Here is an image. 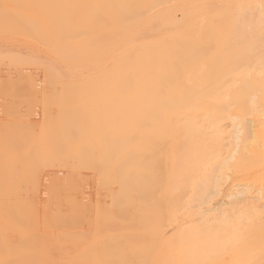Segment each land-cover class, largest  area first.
Returning <instances> with one entry per match:
<instances>
[{"label": "bare ground", "instance_id": "1", "mask_svg": "<svg viewBox=\"0 0 264 264\" xmlns=\"http://www.w3.org/2000/svg\"><path fill=\"white\" fill-rule=\"evenodd\" d=\"M145 1L0 0L6 43L18 37L30 48L42 44L73 72L86 73L71 130L64 113L66 125L55 131L61 134L0 141L7 160V150L29 146L11 159L18 166H0V226L12 232L0 242V264H43L33 249H47L45 238L35 234L32 240L43 239L37 246L21 240L22 216L59 208L77 215L85 206L84 196L64 194L40 209L43 171L31 162L51 143L76 160L72 177H80V164L99 160L92 173L110 183L120 231L110 234L109 247L96 246L94 264H264V0H179L180 18L167 9L169 31L150 38L162 15L144 18ZM117 48L122 53L114 57ZM24 173L36 191L31 197L14 181ZM99 222L104 228L111 218L104 213ZM169 225L175 230L166 236Z\"/></svg>", "mask_w": 264, "mask_h": 264}, {"label": "rangeland", "instance_id": "2", "mask_svg": "<svg viewBox=\"0 0 264 264\" xmlns=\"http://www.w3.org/2000/svg\"><path fill=\"white\" fill-rule=\"evenodd\" d=\"M205 2L212 4V3H216L217 0H205ZM192 6L193 4H190L189 8L193 9ZM140 9L143 12L144 18L151 19L153 18V16H157V14L162 15L158 19L154 20V23L152 24L149 30L150 33L147 34L149 38L159 36V34L162 33L163 31H167V32L169 31L170 27L169 26L165 27L163 25V23L166 21V16L164 15L167 9L171 10L172 16L176 18H180L181 16L179 0H146ZM163 28L164 30H162ZM1 31L3 32L4 30ZM1 31H0V141H2V139L5 140L4 139L5 137H8L7 138L8 140H12L14 142V138H17V140H19L21 138H24L25 136H32V137L34 136L35 138L38 137L40 138L44 134L48 135L49 133L61 134V133H55V131L56 129L59 130V128H61L60 125H64V126L66 125L65 123H63V118L61 117V115L64 113L66 114L67 117V119H65L67 121V127H68L67 130H71V127L69 125V123L72 121L71 118L76 114L77 106L83 103L82 101L79 100L81 97V95L79 96V93L85 92L82 83L84 82V79L86 80V73L83 71L73 72L70 69V67L66 65L65 61L62 58L59 57L57 58V56L54 57L52 55L49 56V54L44 50V45L42 44H37L38 46L35 44L37 46L36 49H34V47L30 48L29 46L30 44H25L21 42V40L18 37H16L15 43L8 44L4 41L3 38L4 36H6V34L3 33L1 34ZM73 32L78 33V29H73ZM121 53H122V49L117 48L115 50L114 57L119 56ZM46 54L49 58L46 56ZM36 59L39 62L42 61V63L35 61ZM31 74H33L34 79L32 78ZM53 78H55V80ZM31 79L33 80L31 81ZM42 82L44 85L42 84ZM46 82L47 83L49 82L50 84L48 83L47 86ZM88 103L89 102L87 100V104ZM96 105L101 106V100H97ZM52 120L55 123H52ZM46 125L48 126L46 127ZM11 134H15V135L12 136ZM51 144L52 145L49 148L47 147L43 148V154H44L43 157L40 156L37 160L31 162L33 166H36L37 168L39 167L38 173L39 171L41 172L43 171L42 175H40L41 177L38 183L39 188L37 190L38 191L37 197L38 200H40L39 205L42 206L40 207V209L41 210L44 209L47 200L50 201L51 199V201L55 200L56 202L63 199L65 195L66 197L72 198L73 196H75V194L77 198H79L81 195L84 196L86 203L83 204H85V206L81 207L82 209L80 208L81 211L77 215L75 214L77 210H75L74 208H70V210L66 211L65 213L63 212L65 210L59 208L57 209V211H54L51 215L50 213L46 214L43 213L42 211L41 212L42 214L38 219L31 218L29 217V215L26 216L24 215L22 216L21 219L23 220V225H25V230H23V232L21 231L20 235L18 234V237H20L21 240L22 239L25 241L28 240V242L31 241L32 245L34 246H37L36 245L37 242L40 243L42 242L40 240H43L42 238L40 240L38 239L32 240L34 239L33 236H35V234H38L40 236H43V238H45L44 242L45 244H47V249H43L41 252H38L39 247H34L33 249V251L35 252L33 259L35 261L41 260L43 264H67V263L74 264L76 263L74 258L76 256L80 257V260L81 262H83V264H86V262L88 264L89 263L94 264L95 258H97L96 256H100V253L98 254L99 248L98 249L96 248L106 247L107 241L109 240L112 241L111 239L113 238L112 236L114 234L118 235V232L120 231L119 230L120 226L117 224V222L121 220V218L119 217L120 214L111 205L110 197L107 195L110 189L105 187L108 186L110 183H106L105 185V183L101 181L100 177L97 176L99 175L98 173L97 174L95 173V175L92 173L93 171L96 170H94L93 167L91 166L98 164L97 166L99 167L100 166L99 160H97V163L92 162V163H88L87 165L82 164V166L80 164L79 166L80 174H81L80 177L75 178V175H73L72 177L70 169L74 165L76 160L71 156V154H69V150L65 151L64 149H61V151L58 153L51 148L53 145L56 146V144L53 143ZM4 145L6 146V144ZM21 145H22L21 148L29 147L28 144L26 143L23 144V142H21ZM21 148H19L18 150L20 151ZM11 149L12 150H7L8 153L11 155L8 160L5 158V156L3 155L0 156V166H9V167L18 166L17 161L21 156L19 155L18 150H16L15 146ZM12 152L15 153L14 156ZM14 157L16 160L17 159L18 160L12 161L15 160ZM99 159L102 158L100 157ZM51 167L54 168V170ZM47 168L48 169L51 168V169L48 170ZM53 172L55 173L57 172L55 174L57 176L56 178L54 177ZM51 174L53 175V177ZM24 176L25 173L23 175H20L14 181L15 183L17 182V185H22L25 187V190L23 191L24 195L30 193L28 196L31 197L36 191H33L31 189L32 181L31 180L24 181L23 179ZM72 178H74V180ZM0 181H2L1 183L4 182L3 180ZM48 193L49 195H46ZM57 198L59 199L57 200ZM99 207L105 208L106 211L101 213L100 210H98ZM129 207L131 208V206ZM60 209L63 211H61ZM104 213L110 216L111 223L110 226L107 225L106 227L103 228V227H99L101 226V222L98 223V221H99V217L103 216ZM80 219H83L84 221L92 220V222L90 225L88 224L81 225V222L78 221ZM74 222L76 223L74 224ZM106 229H109L110 232L108 230L106 231ZM174 230L175 228H173L172 225H169L165 227L162 231L164 235L167 236L171 234ZM7 232L12 233L9 227L0 226V242H2L5 238H7V235H9ZM14 234L17 233H13V235ZM105 235L107 240L105 239ZM14 238L16 239L15 235ZM87 246H89V248H92L93 250V251L91 249L88 250L91 251V255L89 254L90 252L88 251L86 252L88 248L85 247ZM63 247L66 249H64ZM58 252L61 253L59 254ZM91 258H93V260Z\"/></svg>", "mask_w": 264, "mask_h": 264}]
</instances>
